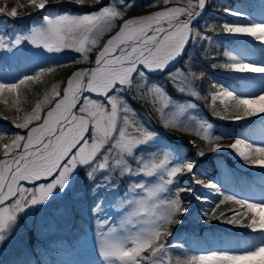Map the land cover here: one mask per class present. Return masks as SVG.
<instances>
[{
	"label": "snow or ice",
	"instance_id": "obj_1",
	"mask_svg": "<svg viewBox=\"0 0 264 264\" xmlns=\"http://www.w3.org/2000/svg\"><path fill=\"white\" fill-rule=\"evenodd\" d=\"M65 2L84 5L86 2L98 4L101 0H26L23 4L21 0H15L11 8L4 0V6H0V16L15 19L25 6L46 10L52 4ZM163 2L167 5L170 0ZM119 3L124 5L123 9L110 5L82 16L63 14L52 18L45 15L39 27H33L14 40L6 42L0 36V49L9 52L25 41L48 53L73 49L81 54V59L74 61L75 64L92 62L89 53L96 50L93 67L72 71L62 89L53 84L50 92L46 89L30 111L21 107L22 102L28 99L26 93L43 84V78L55 73L56 67H39L33 74H24L14 82H0V104L17 113L11 121L16 129H27L25 135L19 132L10 136L0 134V244L16 230L21 213L34 206L45 205L50 198H56V193L62 194L66 208L79 203L83 199L79 196L81 189L73 186L74 174H79L78 167L86 170L88 180H94L98 171L110 168L111 158L114 161L112 168H119L121 175L143 173L149 177L156 176L158 181L151 185L134 183L130 186L132 198L121 205L129 207L130 211L118 224H110L108 219L96 220V243L103 264H264V195L257 201L226 194L217 184L206 183L196 177L195 160H180L171 151L153 152L147 161L136 157L140 164L136 170L129 166L126 159L134 157V150L140 145L157 142L158 133L150 131L133 118L136 113L123 94L126 90H132L134 74L145 78V72L140 71L139 66L152 72H163L172 61L182 56L190 41L196 38L212 40L211 36L200 32L193 35L191 27L192 21L200 14L196 9L202 12L207 0H196L195 4L193 0H187L186 7H166L150 15L129 19H125V16L131 5L126 0H119ZM225 11L234 17L243 15L239 11ZM182 16L186 19H181ZM118 20L122 21L119 25L116 23ZM114 28L118 30L100 46V36ZM221 29L226 34L248 36L264 43V19L248 23L226 21ZM224 56L225 62L213 64L212 67L235 73H264V63H246L228 51L224 52ZM204 78L205 73H197L189 63L188 72L183 75L177 91L186 92L197 99H210L214 114L221 119L241 121L258 115L264 119V89L259 94L246 96L223 84H213L211 87L214 91L210 96L200 97L193 85ZM136 88L139 99L147 100L151 94L154 97L153 105L157 100L160 102V107L155 111L165 129L198 137L210 152L220 148L231 149L244 164L264 168V144L240 137L231 143H221L224 137L213 136V125L207 120H198L195 126H190L179 119L189 108H196L195 104L173 101L166 90L157 85L146 92L138 83ZM85 93H94L103 97V101L92 99ZM217 102L220 110L217 109ZM170 106L175 111L166 114L165 109ZM21 112L23 115H19ZM4 119L9 117L5 116ZM6 139L7 142H4ZM196 154L202 157L205 151L198 147ZM185 173L191 174L195 185L214 189L223 197L215 208L204 213L209 220L225 217L223 211L219 214L216 212L220 205L229 202L237 205L239 209H229L234 214L225 217L224 222L259 233L254 238L256 242L239 250H209L200 254L185 251L173 257L170 249L183 248V245L168 244L167 237L172 235L171 226L182 223L180 217L189 211L180 194L188 192L196 200L201 199L193 187L177 188L171 198L164 195L171 193L170 186L175 178ZM48 178H51L50 182L31 188L21 183ZM109 179L105 177V180ZM138 189L143 195L137 192ZM90 211L94 216L99 214L101 204H94Z\"/></svg>",
	"mask_w": 264,
	"mask_h": 264
},
{
	"label": "rangeland",
	"instance_id": "obj_2",
	"mask_svg": "<svg viewBox=\"0 0 264 264\" xmlns=\"http://www.w3.org/2000/svg\"><path fill=\"white\" fill-rule=\"evenodd\" d=\"M106 1L104 6H110L115 5L117 8L123 9L124 5H121L119 3V0H101ZM158 0H127L126 2L128 4L135 3L136 7L133 9L134 11L137 9H140L141 7L151 8L159 5H155V2ZM163 2V0H162ZM26 3V0L22 1V4ZM69 3V2H65ZM171 3H177V4H184L187 6V0H170L169 4ZM193 3H196V0H193ZM209 0H207L206 6L203 9V14L201 15V18L197 19L194 23H192L191 27L193 29V35H195L196 32H200L202 35L211 36L212 40L209 42L207 40H199V38H196L194 41H190L184 53L182 56L177 57L174 61H172L168 68L163 71H149L147 69H144L142 67H139L140 71L145 72V78H140L137 74H134L135 80L132 90L129 92L131 93H138L136 84H140L143 91H147L148 88L152 87L153 85L160 86L164 88L167 92V94L172 98L173 101H176L180 104H195L196 108H189L187 112L179 117V119L184 122L185 124H188L190 126H195V123L198 120H207L209 123L213 125L212 128V135L213 136H222V133H220L223 129H226L225 126L221 123H224L223 121H228L232 125L240 126L237 129L238 134L241 135L242 138H245L246 133L249 132L248 127H242V125H250L254 121L261 120V116H254L250 117L246 120L241 121H234L231 119H221L219 116L215 115L213 112V109L211 108L210 99H197L194 96H189L186 92L181 93L177 91V87L181 85V81L183 80V75H186L188 72V64L191 63V67L193 70H195L197 73L204 72L205 78L203 80L195 81L194 87L196 90L200 93V97H208L210 96V93L214 91V89L211 87L213 84H223L226 87H228L230 90H235L238 94L251 96L254 94H259L262 89H264V74L256 81H254L251 84V91L245 90L243 86V81L245 78L240 75H235L234 72H229L226 69L223 68H213V64H220L225 62L226 58L224 56V52L228 51L231 52L233 55H236L238 57H246L247 53H245V48L247 50L251 51L259 56L263 57L264 53V43L256 40H249L245 38L244 41H241L237 39L236 37L231 36V34H226L222 32L221 25L224 22H239V23H248L252 20H255L257 22L264 19V0H229L227 1V6H225L220 11V23L219 25H214L213 22L210 21V12L208 7ZM63 4V3H61ZM74 4V3H72ZM90 4V3H89ZM164 4V2L162 3ZM15 5V0H9L7 2V6L11 8ZM77 5V4H75ZM102 6V7H104ZM100 7V8H102ZM100 8H96L94 10L80 12V13H59L55 15H49L52 18H55L58 15L63 14H69L72 16H82L86 14H90L92 12L99 11ZM198 9V8H197ZM196 9V10H197ZM225 9H228L230 11H239L243 13L240 17H234L231 16L228 12L225 11ZM31 13L30 9L25 6L24 8L19 10L20 14H26ZM54 14V13H53ZM48 15V14H45ZM44 15V16H45ZM245 17H248L246 20ZM43 23V17L40 19H36L35 22H33L28 28L21 29L17 31H4V29H0V36H3L5 38V41L7 42L9 39H15L18 35H23L28 33L33 27H39ZM119 23V20L116 22ZM110 32H104L103 35L100 36V44L104 40V38L109 34ZM253 39V38H252ZM251 41V42H250ZM223 47V48H222ZM95 51V50H94ZM28 55V56H38L41 57V59L47 61V62H59L60 57L65 58V63H73L74 61L81 59V54L75 52L73 49H64L61 52L58 53H48L43 49H38L34 47L33 45L29 44L27 41L19 45L17 48H14L11 52L7 51L6 49H0V55H5L7 58L11 59L16 55ZM184 54H187L185 57ZM189 56V57H188ZM89 63V62H84ZM264 63V62H261ZM260 62L256 64H261ZM59 64L56 66L58 67ZM65 68V67H64ZM71 68V67H70ZM68 73V70L66 71L64 75V79L61 83L60 88L62 89L64 86V80L66 79V75ZM154 74V75H153ZM156 76H159V78H164L162 82L156 81ZM161 76V77H160ZM175 77V79H173ZM236 78V81H230L232 82L227 86L226 83H224V80H227L226 78ZM12 80V79H10ZM8 79L3 80L5 82L10 81ZM128 91L126 90L123 95H125ZM92 99H98L103 101V97L97 98L91 95ZM153 95H149L147 100H143L145 102V107L152 110L155 115L157 116V122L153 123L150 121L151 119L148 116V113H143L139 111L137 108H132L135 111L136 115L133 117L137 122L143 123L150 131H154L158 133V141L157 142H150L148 145H140L137 149L134 150V157H126L129 166L136 170L140 167V164L138 163L136 157H140L143 160L147 161L151 159L153 152H164V151H171L174 154H177L180 160H195L197 162V159L195 156L190 153H187L188 150H192L191 146L192 141H195V145H200L202 143V147L207 148V145L201 141L198 137L183 134L179 131H176L174 129H165L162 126L161 121L159 120L158 113L155 111L156 108L160 107V102L157 100L155 105H153ZM106 103V101H104ZM217 109L220 110L221 106L219 105V102H217ZM47 111V109H45ZM175 109L171 106L167 109H165L166 114H170L171 112H174ZM131 115V114H130ZM210 115H213V118H217L219 123L214 122ZM264 115V114H262ZM14 126V125H13ZM31 127V126H30ZM159 128V130H158ZM19 132L21 135H25L27 132V129H11L10 131L6 129V125L3 123H0V134H8L9 136L12 133ZM168 134H167V133ZM238 134L236 133L233 137H237ZM182 139V144L185 149H179L177 147V141ZM229 139V138H224ZM190 141V142H186ZM222 140V141H223ZM250 142H254L256 144H264V129H261L258 135H254L250 140ZM7 142V139L4 141ZM190 145V146H189ZM198 145V146H199ZM180 147V146H179ZM189 148V149H188ZM197 150V148H195ZM215 152L223 153L224 155L230 156L235 161V166H237L240 171L248 172L250 175L253 176H259V179H261L262 183L257 184L256 187L249 189L247 191V194H238L241 195V197L248 198L250 200H259L262 195H264V171L262 172L259 170V166H252V165H246L243 163V161L237 157L235 154H233V151L228 148H220ZM115 154L113 153V156ZM100 159V157H98ZM114 161L110 158L109 165L110 168L108 170H100L95 174L94 180H88L86 176V170L83 167H78V175L74 174V182L73 186L77 189H81L79 192V196L83 199L80 200L79 206L82 209V220H79L77 222V225L73 228H78L73 231L74 238L71 237V233L67 234L66 238L60 239V243H57V248L53 250H47L46 253H40V263L41 264H103L102 258L99 256V251L96 243V230H97V219H108L110 224L116 223L118 224L120 219L124 216V214L127 211H130V208L125 206L122 207V202L126 201L127 199L132 198L131 193H129V188L134 183H145L147 185L154 184L158 181V178L156 176H145L143 173L139 175H130V174H123L121 175V171L119 168H112ZM223 167V165H221ZM183 178H186L187 180L183 183L186 184V186L178 182V178L176 177L174 180V184L171 185V193H165L164 195L168 198H171L175 195V191L177 188H188L193 187L196 191V194L201 197L200 200H196L194 196H192L191 193L185 192L186 194L180 195L181 199L186 207H188L189 211L185 213L183 216L180 217L182 223L180 224H174L171 226V232L172 237L174 239L173 242L168 243L171 245H177L182 244L183 248H177L173 247L170 249V253L173 257L176 255H182L185 251H187L188 254H200L204 251L209 250H221V249H230V250H239L243 247L236 248L235 246H230L231 243L229 241H224L218 246H214L212 248H206L205 246H198L195 242V240L190 239L189 235L185 232V230L188 228L190 230L189 234H194L195 232H198L202 227H205L210 224V220L204 215L205 212H208V208L212 207L222 196L218 195L214 189L209 190V188L204 187V185H195L192 182V179L190 178V175L185 174H179ZM110 177L109 180H105V177ZM79 179V185L76 184V179ZM205 181L206 183L211 182L215 183L212 179H201ZM51 178H48L47 180H40L35 182H21L24 187H34L35 185H38L39 183H46L50 182ZM28 185V186H26ZM218 186V185H217ZM138 193L143 195V193L138 189ZM56 198H58V201L60 199L61 194L56 193ZM55 198V199H56ZM52 198H50L51 200ZM223 199V197H222ZM10 203V202H9ZM100 203L101 204V211L97 215H93L90 211V208L94 206V204ZM41 206H34V207H42ZM63 210H68V207L58 206L57 209H53L54 213H56L59 217V225L61 222H65L66 215L63 213ZM60 215V216H59ZM64 223H62L63 225ZM191 237V236H190ZM13 239V233L9 235V237L6 239V241L3 244H0V247L2 248H8V242H10ZM72 240V241H71ZM2 248V249H3ZM46 249V248H41ZM4 250V249H3ZM40 250V248H39ZM15 253V251H14ZM18 257L23 258L21 261V264H37V262L29 256L26 252H20ZM24 256V257H23ZM25 256H27V259L31 257L32 261L30 263L27 262Z\"/></svg>",
	"mask_w": 264,
	"mask_h": 264
},
{
	"label": "trees",
	"instance_id": "obj_3",
	"mask_svg": "<svg viewBox=\"0 0 264 264\" xmlns=\"http://www.w3.org/2000/svg\"><path fill=\"white\" fill-rule=\"evenodd\" d=\"M8 1L9 0H7V2ZM22 1L23 0H21V3ZM227 1L229 0H209L208 7L210 12V21L213 22L214 25H219L221 21L219 14L221 9L228 5ZM105 2L106 1H101L98 4H89L86 2L84 5L52 4L47 8V12L50 14L80 13L100 8L105 4ZM162 3V0H158L155 2V5H161ZM0 6H4V0H0ZM135 7V3H132L131 7L127 9V12L133 10ZM29 9L31 15H28V13L20 14L15 19L0 16V29H4V31L8 32L26 29L33 22H35L36 19H41L45 14H47L41 12L40 10H34L32 8ZM186 55L187 54H184L183 57ZM93 56V52L89 53L90 60L93 58ZM58 64L59 66L66 65V67H63V69L58 68L55 73L45 76L43 78V84L35 86L33 91H28L26 93L28 99L26 102H22L21 107L26 111H30L31 107L35 105V102L42 98L46 89L50 92L53 84H57L59 87L61 86L66 71L75 64L74 62L65 63L64 57H60L59 62H47L38 56L18 54L9 59L5 55H0V82H5L3 80L6 79H12L8 81V83H11L24 74H33L39 69V67H56ZM156 77H158L156 78V81L158 82H162L164 79L163 77ZM226 79L227 80H225L224 83L228 84L229 78L227 77ZM233 81L235 80L233 79ZM138 95L139 93L136 94L128 91L125 95H123V98L132 108H137L143 113H148V116L151 119L150 121L156 123L157 116L152 110L145 107V102L142 99H139ZM16 115L17 113H15L14 110H10L3 104H0V123L6 125L7 130L10 131L11 129H15L11 121ZM19 115H23V112H21ZM5 116L9 117V119H4ZM212 116L213 115H210V118L217 123L218 119L213 118ZM223 122L226 129H229L225 135L234 133L237 126L229 124L228 121ZM262 127H264V119L254 121L250 124V134L258 133ZM178 139L179 140H176L177 147L179 149H185L186 147H184L182 144V139ZM198 145H195V143L192 144V150L188 148L189 150L187 152L191 155L193 154L197 159V166L194 169L197 178H207L212 180L217 179L222 192H230V195H236L237 198H243L241 195L237 194H247L249 189L256 187L257 184L260 183L259 176H253L248 172L240 171V169L235 166V161L230 156L224 155L223 153L210 152L207 150V148L202 147V143L199 146ZM198 147L205 151L204 156L201 157L196 154ZM195 148H197V150ZM221 165H223V167H221ZM187 175L191 176V174ZM177 178L178 182L181 183L187 180L181 175H178ZM190 178L192 179V177ZM76 182V184L79 185L78 178L76 179ZM183 184L186 186L185 183ZM185 194V192H181L180 195L184 196ZM220 200H218L212 207H209L207 209L208 212L215 208L216 204H218ZM58 206L66 207L62 201V194L59 201L58 198L51 199L42 207H32L30 209H26L25 213H21V219L18 222L16 230L13 232V239L8 242V248L2 247L4 249L3 250L0 247V264H21L23 258L18 257L19 255L22 256V254H19L20 252H26L29 256L34 258L33 261L35 260L37 264H41L39 258L40 253H46L47 250H53L57 248V243L61 242L59 240L66 238L67 234L71 232V237L74 238L72 235L73 231L78 228H73L77 225V222L83 218L82 209L79 204L68 206V210H63V213L67 216V220L65 222H61L59 225V217L53 211V209H57ZM229 209L238 210L239 206L232 203H225L220 205V208L217 209L216 212L219 214V212L223 211L225 213V217H231L234 212L229 211ZM225 217H221L219 220H210L211 225L202 227L198 232L194 231V234H189L190 230H188V228L185 230V232L189 235L190 239L195 240V242L199 244L198 246H205L206 248L218 246L224 241L234 243L230 246H235L236 248L244 247L247 244L256 242L254 238L257 237L259 233H253L250 229L241 227L240 225L227 224L224 222ZM244 222H247V218H245ZM62 223L64 224L62 225ZM31 257L27 259V256H25L28 263L32 261Z\"/></svg>",
	"mask_w": 264,
	"mask_h": 264
},
{
	"label": "bare ground",
	"instance_id": "obj_4",
	"mask_svg": "<svg viewBox=\"0 0 264 264\" xmlns=\"http://www.w3.org/2000/svg\"><path fill=\"white\" fill-rule=\"evenodd\" d=\"M231 36L236 37L237 39H239L241 41H244L245 38H247L249 40H254L251 37L243 36V35H239V34H231ZM245 53H247L246 57H243V56L238 57L237 56V58L243 60L246 63H258V62L261 63V62H264V53L262 55L263 57H259V56L255 55L251 51V49L249 51V50H247V48H245ZM234 74L235 75L243 76L244 78L246 77L245 80L242 82L243 83V86H244V89L245 90H248V91H251V84L254 81H256L258 79V77L262 76L264 73H250V72L235 73L234 72ZM237 137H240V135L237 136ZM237 137L225 139V140L221 141V143L227 144V143L234 142L235 138H237ZM233 154H235V153L233 152ZM259 170H261L263 172L264 171V168H259Z\"/></svg>",
	"mask_w": 264,
	"mask_h": 264
},
{
	"label": "water",
	"instance_id": "obj_5",
	"mask_svg": "<svg viewBox=\"0 0 264 264\" xmlns=\"http://www.w3.org/2000/svg\"><path fill=\"white\" fill-rule=\"evenodd\" d=\"M166 7H186L184 5H180V4H168V5H159V6H155V7H151V8H146V7H143V8H140V9H137L135 11H132V12H129L126 14L125 16V19H129V18H132V17H136V16H142V15H150L156 11H160V10H163L164 8ZM181 19H186V17H181ZM122 23V21L120 22ZM119 23V24H120ZM118 24V25H119ZM118 30L117 28H115L107 37V39H109L114 33L115 31ZM107 39H105L101 44L100 46L103 45V43H105L107 41ZM95 54H96V50H95ZM94 60H95V56H94V59L92 60V62L90 63H87V64H78V65H75L72 69H70L66 75V79L67 77L71 74L72 71L74 70H78V69H81V68H90V67H93L94 66ZM142 66V65H141ZM66 79L64 81H66ZM65 86V85H64ZM63 86V87H64ZM91 95V96H94V97H98L96 94L94 93H85L84 95ZM0 158H2V156H0ZM174 239L172 236H169L167 238V243H170V242H173Z\"/></svg>",
	"mask_w": 264,
	"mask_h": 264
}]
</instances>
